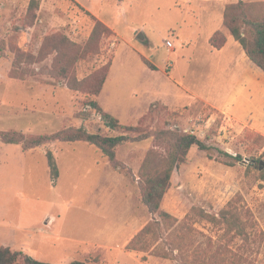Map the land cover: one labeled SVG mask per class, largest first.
<instances>
[{"label": "rangeland", "instance_id": "1", "mask_svg": "<svg viewBox=\"0 0 264 264\" xmlns=\"http://www.w3.org/2000/svg\"><path fill=\"white\" fill-rule=\"evenodd\" d=\"M30 1L0 0V135H22L28 145L37 137L62 138L31 150L0 140V248L49 264L95 258L101 264H186L193 251L207 247L209 239L214 247L228 243L193 209L217 213L241 197L240 205L252 215L251 240L243 244L238 239L230 249L243 255L246 264H264V182L260 163L250 161L264 163V142L257 138L263 135L204 103L176 112L156 103L154 113L143 116L151 99L149 89H166L173 95L178 89L171 82L159 85V81L167 82L166 77L151 74V62L163 69L182 67L184 73L195 42L203 41L195 39L191 47L185 44L190 35L184 26L182 0H40L35 13L29 12ZM94 19L114 27L123 41L117 50L115 31L102 22L111 33H104L97 49L78 61L75 76L80 83H73L75 89H71L68 81L56 76L55 55L43 59V43L46 37L63 35L85 48ZM167 41L176 44V54H170L174 47L165 48ZM131 44L137 51L130 49ZM18 53H25L20 66L24 78H12ZM28 55L35 57L32 64ZM110 65L101 101L120 125L140 128L126 132L130 139L114 149L115 163L96 146L63 140L79 132L101 137L123 134L110 130L91 105L93 101L100 105L92 93ZM125 69L133 71L123 87L117 86ZM167 131L196 135L212 148L210 152L193 148L187 162L173 174L162 207L178 219L175 227L150 214L141 198L142 165L151 151L169 156L170 139L158 138ZM138 137L143 140L136 141ZM49 153L58 166L57 178L51 174ZM224 153L241 155L243 162ZM148 223L156 231L151 246L144 253L127 251L126 246ZM182 234L183 244L177 239ZM163 254L169 258L156 256Z\"/></svg>", "mask_w": 264, "mask_h": 264}, {"label": "trees", "instance_id": "2", "mask_svg": "<svg viewBox=\"0 0 264 264\" xmlns=\"http://www.w3.org/2000/svg\"><path fill=\"white\" fill-rule=\"evenodd\" d=\"M40 7V0H31L29 4V12L35 13ZM95 21V28L88 46L82 48L72 43L68 37L63 35H52L46 37L43 43L41 55H55L54 71L56 76L68 81V86L75 89L73 83L78 85L80 82L76 78V65L78 61L86 57L87 54L97 49V44L104 33L110 34V29L100 21ZM224 26L229 31L230 35L238 42L249 60L264 73V1L262 2H246L245 0H237L226 6L224 12ZM211 46L216 50H222L227 44V38L223 32H216L210 40ZM25 55V53H23ZM24 55L17 54L16 65L12 70V78H24L25 70L20 68ZM33 63L35 57L28 55ZM43 57V59L45 58ZM22 69V72L20 71ZM111 65L108 70L103 72L99 79L92 95L97 98L100 96L105 83L110 74ZM93 109L100 115L106 126L112 131H123L122 135L116 137H101L99 135H90L86 132H79L73 137H63L64 141L68 142H86L91 146L98 147L105 157H108L111 163L116 162L114 149L122 143L128 141L126 132H139L137 126H123L111 115L105 113L97 101L91 103ZM158 105H152L150 114H153ZM14 137L10 133L0 135V140L10 145L22 144L24 150H31L41 145L46 144L49 140L62 137H37L31 140V143L26 144V139ZM164 136L170 139L171 150L169 156L162 157L157 152L151 151L141 168V198L142 203L148 212L154 216H158L164 222H170L172 227L178 223V219L169 212L163 210V202L172 186V177L175 171L185 164L188 160L190 151L197 147L200 151L210 152L212 148L204 141L200 140L196 135L191 134H176L167 131L158 135L159 139H164ZM259 140L264 142V137L258 135ZM143 140L138 137L136 141ZM224 155L232 158L235 162H243V157ZM49 167L53 178L58 177V166L55 158L51 153L48 154ZM252 163H260L259 168L262 170L261 180L264 182V167L262 162L252 158ZM234 166L233 163H229ZM253 166L251 164L250 167ZM241 197L232 200L228 203L225 209L215 213L209 212L203 208L193 209L197 218L206 221L214 228L221 232V238L228 242L226 245L214 247V242L209 239L207 247L193 251L189 261L186 264H246L247 259L235 251L230 249V244L240 239L243 244L249 243L251 240L250 228L252 223V215L250 209L240 205ZM156 233L154 226L148 223L144 226L135 237L126 246L129 252L144 253L151 246L153 234ZM185 235H187L185 233ZM185 235L177 237V239L185 240ZM188 246H193V242H188ZM183 248V245H182ZM168 259V254L156 255ZM185 260V257H184ZM0 264H49L32 258L21 251H12L10 248H0ZM70 264H101L100 260L95 258L93 261H74Z\"/></svg>", "mask_w": 264, "mask_h": 264}, {"label": "crops", "instance_id": "3", "mask_svg": "<svg viewBox=\"0 0 264 264\" xmlns=\"http://www.w3.org/2000/svg\"><path fill=\"white\" fill-rule=\"evenodd\" d=\"M227 5V0H182L183 14H186L184 15V26L187 28L188 36L190 35L185 44L191 47L195 39H203L202 42H195L184 73H182V67L178 70L175 65H171L163 69L138 53L142 58L151 62L153 66V69H149L151 74H163L166 77L167 82L159 81V85L169 86L171 82L178 87L175 95L167 92L166 89L164 91L159 88L161 92L149 89L147 95L151 99L147 103L143 116L156 103L172 112L198 107L199 104L204 103L226 114L241 127L250 128L264 136V73L249 60L242 46L225 28L224 12ZM204 7H206V12L203 11ZM188 15L191 19L186 25ZM102 22L115 31L119 40L118 50L123 38L114 27L104 20ZM218 31L223 32L227 38V44L222 50H216L210 44L211 38ZM124 41L128 40L124 39ZM165 48L171 51L166 46ZM130 49L137 51L134 44L130 45ZM176 53L177 48L174 43V49L170 54ZM132 71V69H125L124 79H117L116 85L121 83L120 86L123 87ZM109 76H111V70ZM105 86L99 96V102L103 111L111 115L110 110L106 108V102L101 101Z\"/></svg>", "mask_w": 264, "mask_h": 264}, {"label": "built area", "instance_id": "4", "mask_svg": "<svg viewBox=\"0 0 264 264\" xmlns=\"http://www.w3.org/2000/svg\"><path fill=\"white\" fill-rule=\"evenodd\" d=\"M165 44H166V47H167L168 49H172V48L174 47V44H173L172 41H167Z\"/></svg>", "mask_w": 264, "mask_h": 264}, {"label": "water", "instance_id": "5", "mask_svg": "<svg viewBox=\"0 0 264 264\" xmlns=\"http://www.w3.org/2000/svg\"><path fill=\"white\" fill-rule=\"evenodd\" d=\"M261 165H262V167H263V166H264V163H262Z\"/></svg>", "mask_w": 264, "mask_h": 264}]
</instances>
